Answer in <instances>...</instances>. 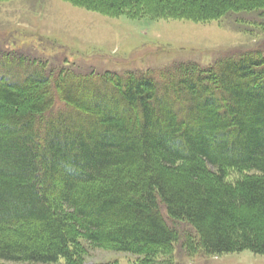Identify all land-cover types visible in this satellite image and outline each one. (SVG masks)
Wrapping results in <instances>:
<instances>
[{
    "label": "trees",
    "instance_id": "16d2710c",
    "mask_svg": "<svg viewBox=\"0 0 264 264\" xmlns=\"http://www.w3.org/2000/svg\"><path fill=\"white\" fill-rule=\"evenodd\" d=\"M65 1L135 20L254 14L264 29V0ZM39 74L0 78V264L264 254V51L160 80Z\"/></svg>",
    "mask_w": 264,
    "mask_h": 264
},
{
    "label": "rangeland",
    "instance_id": "374dc122",
    "mask_svg": "<svg viewBox=\"0 0 264 264\" xmlns=\"http://www.w3.org/2000/svg\"><path fill=\"white\" fill-rule=\"evenodd\" d=\"M260 22L254 14L210 22L135 20L107 16L65 0L0 1V78L21 81L33 73H43L56 79L61 70H67L77 81L80 76L106 72H150L160 80L162 73L180 65L208 67L263 52ZM64 109V104L57 102L53 112ZM172 224L181 238L192 233L186 224ZM176 253L174 264H264V254L251 251L187 256L179 248ZM115 261L128 264L134 257L92 248L84 264Z\"/></svg>",
    "mask_w": 264,
    "mask_h": 264
}]
</instances>
